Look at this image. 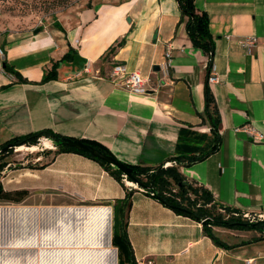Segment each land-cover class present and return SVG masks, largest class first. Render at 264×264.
Returning a JSON list of instances; mask_svg holds the SVG:
<instances>
[{
    "label": "crops",
    "instance_id": "1",
    "mask_svg": "<svg viewBox=\"0 0 264 264\" xmlns=\"http://www.w3.org/2000/svg\"><path fill=\"white\" fill-rule=\"evenodd\" d=\"M195 5L209 15L211 55L193 44L177 0H88L67 10V18L56 16L29 32L0 33V146L13 136L50 128L93 139L126 163L155 166L180 159L178 170L221 205L264 213V139L236 130L251 122L264 132V0H195ZM246 34L260 37L251 52L239 43ZM123 37L122 46L105 54ZM169 44L171 66L164 74ZM70 48L72 57L59 63L58 76L41 82ZM209 56L221 77L208 83L220 116L216 148L204 115ZM4 58L28 81L5 70ZM115 63L149 77V91L125 87L121 76L111 75ZM211 149L186 163V156ZM22 164L15 173L3 171L5 190L70 194L113 207L129 189L99 161L75 151L56 152L39 165ZM131 200L127 231L137 264H264V236L256 228L212 225L222 246L202 221L143 190L133 188ZM30 241L37 244H18Z\"/></svg>",
    "mask_w": 264,
    "mask_h": 264
},
{
    "label": "rangeland",
    "instance_id": "2",
    "mask_svg": "<svg viewBox=\"0 0 264 264\" xmlns=\"http://www.w3.org/2000/svg\"><path fill=\"white\" fill-rule=\"evenodd\" d=\"M87 1L0 0V33L32 31L56 16L67 18V10L73 6L85 5ZM42 140L37 144H23L21 149L17 146L13 147L4 158L7 162L4 170L13 169L15 173L14 169L22 166L23 162L33 166L51 159L56 153V147L55 145L47 147L44 144L45 139ZM32 145H36V148H30ZM39 155L41 156L38 160L33 159ZM173 160L163 162L162 166L176 167L177 164ZM156 166H150L149 171H155ZM121 178L129 189L138 188L126 175H122ZM4 185L7 186L5 178ZM173 186L176 189V185ZM30 195L27 191L0 198V264H120L119 248L112 242L113 207L105 202L85 201L70 194L52 193L45 197ZM189 195L194 194L189 192ZM18 196H21V199L18 200ZM92 205H104L111 208L107 227L100 234L101 244L110 246V252H104L101 248L102 251L99 248H93L96 252L94 250L92 251L94 253L89 252V245L94 237L92 226L86 223L87 216L84 211ZM212 211L214 214L221 213L224 217L230 215L222 207ZM252 213L255 212H248V215L252 216ZM234 215L246 219L244 214L235 212ZM49 239L52 243H48ZM29 240H35L39 246L47 247L39 249L40 247L34 245L22 247L18 244ZM46 249L56 252L52 256H43L42 251Z\"/></svg>",
    "mask_w": 264,
    "mask_h": 264
},
{
    "label": "trees",
    "instance_id": "3",
    "mask_svg": "<svg viewBox=\"0 0 264 264\" xmlns=\"http://www.w3.org/2000/svg\"><path fill=\"white\" fill-rule=\"evenodd\" d=\"M181 12L180 20L185 21L186 29L190 39L192 40L195 46L202 48L204 51L208 52L210 55L214 49V39L213 35L209 28V15L205 10H199L195 5V0H177ZM58 24V22H57ZM124 37L116 40L114 43L109 45L105 54L114 53V51L124 44ZM72 48H70L59 60H55L50 69L45 70L41 82L56 78L58 76V66L62 60H70L72 57L71 54ZM212 60V57H211ZM3 68L8 72L13 73L18 81L26 82L27 78L16 70L9 61L3 59ZM204 115L209 119L211 123V129L215 132L216 137V148L220 141V116L218 111L215 108L214 97L210 90L208 83L205 85V110ZM63 136L58 132L53 131L50 128H45L37 131H32L22 135H16L8 139L0 148L7 143H14L19 147L21 144H37L42 137H52L54 140V145L56 147V152L62 151H75L84 155H87L91 158L99 161L117 180L121 181L123 184L121 176L123 172L114 167L111 164H108L102 159H99L89 152H84L76 149L75 147L65 146L59 141V137ZM83 141L92 144L95 147H98L102 151L113 155L117 160L118 159L106 146L103 144L88 138H81ZM9 148L7 151L0 152V198L9 197L12 194L24 193L27 192L26 189H17L15 191H8L4 189L3 183L1 181V176L7 162L4 161L5 156L12 150ZM212 151L209 150L204 153L192 154L186 156V163L190 164L192 162L201 160L208 153ZM178 163L184 164L180 159H176ZM126 163V162H125ZM133 168V177H129L132 180L136 179L145 187H153L161 196V202L169 206L178 213L189 215L199 221H201L205 216L208 218L203 222L204 231L217 243L220 245L225 244L219 240L217 235H215L212 225H223L228 227H248L256 228L262 232L264 236V220H258L256 222H249L247 219H242L238 215H234L233 208L226 205H221L218 201L214 199L212 192L207 189L202 184L198 183L195 180L187 179L184 174H182L177 167L169 166L164 168L162 166L163 162L158 164L155 168V171L150 172V166L143 164H131L126 163ZM42 164L41 166H44ZM176 185V189L174 186ZM189 192H192L194 195H189ZM133 189H128L125 196L120 199H116L113 204L114 209V224H113V233H112V242L119 248V263L120 264H137L133 245L128 235L127 224L129 217V210L131 207V197ZM18 200L21 199V196L17 197ZM106 203V202H105ZM108 204V203H107ZM217 207H222L230 215L224 217L221 213H212L213 209ZM238 214H242V211H238Z\"/></svg>",
    "mask_w": 264,
    "mask_h": 264
},
{
    "label": "built area",
    "instance_id": "4",
    "mask_svg": "<svg viewBox=\"0 0 264 264\" xmlns=\"http://www.w3.org/2000/svg\"><path fill=\"white\" fill-rule=\"evenodd\" d=\"M260 42H261L260 37L257 34H246V35H243L239 39L240 45L248 52H251L252 48L257 46ZM262 43L264 44V41ZM0 53H3L2 48H0ZM164 56H165V60L162 63L161 67H162L164 74H168L170 71L171 58H172V45L171 44L166 46ZM207 66L209 69L208 76H207V83L210 84V83H215V82L220 81L221 77L218 74V72L215 70L213 60H211L210 56H209V61H208ZM111 75L114 77L121 76L123 78L124 86L127 87L131 91H134L137 93H147L149 91L150 78L144 77L140 72L135 71V70L128 71L125 65H123L122 63H115L113 65ZM236 130L246 132L256 141H260L264 139V132L257 129V127H255L251 122L243 123L242 125L236 127ZM173 162L178 165V161L176 159H174ZM134 184L139 189L143 190V188L139 186L136 182H134ZM242 214L246 216V219L249 222H254L259 219H264V213H261V212L252 213V216L248 215V211H242ZM205 217L208 218L207 216ZM247 262H250V259Z\"/></svg>",
    "mask_w": 264,
    "mask_h": 264
},
{
    "label": "water",
    "instance_id": "5",
    "mask_svg": "<svg viewBox=\"0 0 264 264\" xmlns=\"http://www.w3.org/2000/svg\"><path fill=\"white\" fill-rule=\"evenodd\" d=\"M38 30H39V28L35 29V31H38ZM158 68H159V66H158ZM43 138H47L48 140H50L51 144L54 145V140L52 137H43ZM58 139L63 145L75 147L76 149L84 151V152H89L91 155H93L99 159H102L105 162H107L108 164H111L114 167L120 169L123 172V174L126 175L127 177H133V168L132 167H130L128 164H126L123 161L117 160L113 155L102 151L98 147H95L92 144L83 141L81 138H75V137L63 135V136H60ZM16 146L17 145H15L12 142L7 143L6 145H4L0 148V152L7 151L9 148H13ZM132 180L134 182H136L139 186H141L143 188L144 192L148 193L150 196L158 199L159 201L162 200L159 193L153 187H145L141 183H139L136 179L132 178ZM233 211L238 212L239 209L234 207ZM206 219L207 218L204 217L201 221L204 222Z\"/></svg>",
    "mask_w": 264,
    "mask_h": 264
},
{
    "label": "bare ground",
    "instance_id": "6",
    "mask_svg": "<svg viewBox=\"0 0 264 264\" xmlns=\"http://www.w3.org/2000/svg\"><path fill=\"white\" fill-rule=\"evenodd\" d=\"M44 144L47 145V147H53V144L51 145V142L48 139L44 141ZM17 148L21 149V148H23V145H21ZM30 148L34 149V148H36V145L30 146ZM110 209H111L110 207L104 206V205H92V206L88 207L86 209V211H84L86 214L85 216H87L86 223L92 226V232H93L92 236L94 237V239L92 240V243H90V245H89V248H90L89 252L90 253H94V252H92L94 250L93 248H99V249L101 248L102 250H104V252H110L111 251V247L101 244V240H100V234L107 227V224L109 222V217H110V212H111ZM81 213H82V211H81ZM26 245H35L36 246L37 244H35V242L32 243L30 241V242H26Z\"/></svg>",
    "mask_w": 264,
    "mask_h": 264
},
{
    "label": "flooded vegetation",
    "instance_id": "7",
    "mask_svg": "<svg viewBox=\"0 0 264 264\" xmlns=\"http://www.w3.org/2000/svg\"><path fill=\"white\" fill-rule=\"evenodd\" d=\"M235 212V211H234ZM237 213V212H236ZM259 220H264V219H259ZM258 221V220H257ZM254 222H256V221H254Z\"/></svg>",
    "mask_w": 264,
    "mask_h": 264
}]
</instances>
